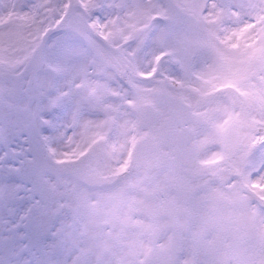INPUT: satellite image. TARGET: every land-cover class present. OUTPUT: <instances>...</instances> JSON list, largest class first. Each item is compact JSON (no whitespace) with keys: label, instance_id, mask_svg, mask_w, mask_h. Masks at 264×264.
Returning <instances> with one entry per match:
<instances>
[{"label":"snow or ice","instance_id":"1","mask_svg":"<svg viewBox=\"0 0 264 264\" xmlns=\"http://www.w3.org/2000/svg\"><path fill=\"white\" fill-rule=\"evenodd\" d=\"M0 264H264V0H0Z\"/></svg>","mask_w":264,"mask_h":264}]
</instances>
